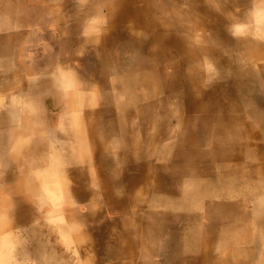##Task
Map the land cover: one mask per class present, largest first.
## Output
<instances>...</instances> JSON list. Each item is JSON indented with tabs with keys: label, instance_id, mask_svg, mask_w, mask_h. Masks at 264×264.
<instances>
[{
	"label": "clouds",
	"instance_id": "clouds-1",
	"mask_svg": "<svg viewBox=\"0 0 264 264\" xmlns=\"http://www.w3.org/2000/svg\"><path fill=\"white\" fill-rule=\"evenodd\" d=\"M128 2L53 0L75 46L0 53V264H264V0Z\"/></svg>",
	"mask_w": 264,
	"mask_h": 264
},
{
	"label": "rangeland",
	"instance_id": "rangeland-1",
	"mask_svg": "<svg viewBox=\"0 0 264 264\" xmlns=\"http://www.w3.org/2000/svg\"><path fill=\"white\" fill-rule=\"evenodd\" d=\"M26 1L28 2L27 5H30L31 8L33 7V8L41 9V10L39 11L34 10L32 14L29 15L28 11H31V9L27 10L24 7H19L18 5L12 4L14 0H0V17L6 14H11L12 16L14 15L15 20L12 22L14 30L21 29V31L24 34H29V37H31V42L34 46L33 50L37 54V59L40 65L43 66L45 63L48 62V57L44 55L43 50L41 48L35 47V45L39 44L40 40H46L50 44H52L54 47L55 45H58V46H62L65 49H70L74 47L76 41H75V38H73V40H71L70 43L68 42L62 43L63 39L57 40L53 38L52 32L47 27V25L52 23L56 18L54 15L51 14L53 8L55 7L53 0H26ZM73 2L74 0H65L64 9H65V12L68 13L69 15H71L74 12ZM37 27L41 31L35 32L34 30ZM72 36L75 37L74 33ZM3 37L0 36V38H3ZM0 42H2V40H0ZM2 43H4L5 45L4 41ZM20 46H21V43L15 44L12 46V49L10 52L5 53L3 52L4 50L3 49V50H0V53H3L4 55H11L13 50L19 49ZM60 49L61 47L58 48L57 51L59 52ZM141 170H142V165L137 166L134 163L131 164L130 165L131 174L126 175L125 179H132V180H136L139 182V180L143 178V176L140 177ZM111 204H112V207L116 209L124 206L123 202H117V201H111ZM187 218L188 217L181 216L178 220L176 219L170 220L174 235L179 233L181 228L187 224V221H186ZM105 235H106V232L102 228L99 234V239L102 241ZM176 261L177 260L173 257L171 260V264H177Z\"/></svg>",
	"mask_w": 264,
	"mask_h": 264
},
{
	"label": "bare ground",
	"instance_id": "bare-ground-1",
	"mask_svg": "<svg viewBox=\"0 0 264 264\" xmlns=\"http://www.w3.org/2000/svg\"><path fill=\"white\" fill-rule=\"evenodd\" d=\"M12 4L18 5L19 7H24L27 10L31 9V11H28L29 15L32 14V12L34 10H38V11L41 10V9H36L33 7L31 8L30 5H27L28 2L26 0H14V2ZM129 15H139V9L137 8V6L135 4V0H129L128 4H126V6H125V9L122 13L121 18L122 19L126 18ZM14 20H15L14 15L12 16L11 14H6V15L0 17V24H6L7 30H9V31H6L5 34L0 35L1 37H3L5 35L3 38H0V40H2V42L3 41L5 42V45H4V43L0 42V50L4 49L3 52H5V53L10 52L13 45L18 44V43H21V45H22L24 43V41L29 38V34H24L21 31V29L14 30L13 24H12V22ZM61 29L63 31H67V33H68V37L63 38L62 43H65V42L70 43L71 40H73V38H74V36H72L73 33L75 35L76 29H75L74 23H70L68 27H65L64 24L62 23ZM119 36L122 38L123 33H120ZM169 44L172 46H178L176 41H169ZM55 47H56V49H58L62 46L55 45ZM211 95H212V98L214 100H218L220 98L221 94L220 93H214ZM101 163H103V162L101 161ZM142 176H143V178L140 179L139 182L136 180H132V179H126V182H127L130 190L135 189L137 186H139V184L143 183L145 176H146V168L144 166H142V170L140 173V177H142ZM160 188H161V191L167 192L170 195H178V193H176L174 188L171 186V183L167 177L162 176L161 181H160ZM191 219L192 218H189V217L186 219L187 224L192 222ZM176 263L177 264H206V260L204 257H189V258H187L186 262H182V261L177 260Z\"/></svg>",
	"mask_w": 264,
	"mask_h": 264
}]
</instances>
